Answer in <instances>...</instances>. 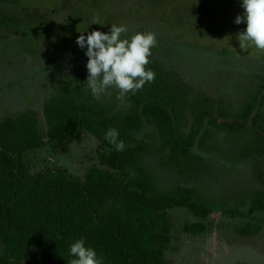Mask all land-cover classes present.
<instances>
[{"label": "rangeland", "instance_id": "obj_1", "mask_svg": "<svg viewBox=\"0 0 264 264\" xmlns=\"http://www.w3.org/2000/svg\"><path fill=\"white\" fill-rule=\"evenodd\" d=\"M240 0H0V123L28 110L46 136L45 102L67 84L78 103L96 102L125 115L140 99L158 96L175 111L183 135H196L190 158L167 148L147 124L141 165L156 194L180 195L210 208L208 217L184 207L167 210L169 264H264V50L242 41ZM97 23V24H94ZM111 24L127 33L152 32L156 45L146 69L155 79L121 96L110 88L94 98L87 88V57L76 38ZM83 32V33H82ZM254 101L250 115L239 117ZM97 138L84 131L67 151L45 144L28 154L34 172L63 168L84 180L99 165ZM205 223L204 232L186 229ZM3 243L0 240V252Z\"/></svg>", "mask_w": 264, "mask_h": 264}, {"label": "trees", "instance_id": "obj_2", "mask_svg": "<svg viewBox=\"0 0 264 264\" xmlns=\"http://www.w3.org/2000/svg\"><path fill=\"white\" fill-rule=\"evenodd\" d=\"M253 104L239 117L247 119ZM43 113L46 136L35 110L0 123V264H71L69 246L81 237L96 249L102 264H169L167 210L184 207L201 218L211 210L197 203L189 188L180 195L155 193L140 162L145 145L138 136L153 124L175 156L190 158L195 133L182 134L175 111L161 97L140 99L122 115L100 103H78L67 84L45 102ZM109 128L119 130L123 151L105 140ZM84 131L99 141V165L84 180L63 168L34 172L28 154L48 143L65 152ZM252 210H264V192ZM186 229L204 232L206 226L195 222Z\"/></svg>", "mask_w": 264, "mask_h": 264}, {"label": "clouds", "instance_id": "obj_3", "mask_svg": "<svg viewBox=\"0 0 264 264\" xmlns=\"http://www.w3.org/2000/svg\"><path fill=\"white\" fill-rule=\"evenodd\" d=\"M240 4L244 11L234 21L237 25H246L245 30L238 35L240 40L264 50V0H240ZM127 31L125 26L111 24L108 32L93 30L76 38L78 47L85 50V83L94 98H100L110 88L119 90L123 96L140 90L155 79V73L145 67L157 42L155 34L135 32L129 36L125 35ZM104 138L118 152L124 150V142L118 139V129L109 128ZM68 251L73 257L71 264H102L96 249L86 246L83 237L75 240Z\"/></svg>", "mask_w": 264, "mask_h": 264}]
</instances>
